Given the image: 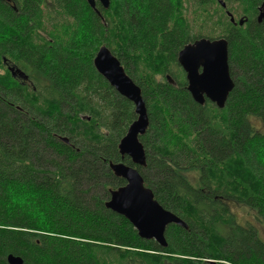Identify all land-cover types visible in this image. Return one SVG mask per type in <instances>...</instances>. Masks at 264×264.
Returning a JSON list of instances; mask_svg holds the SVG:
<instances>
[{
	"label": "trees",
	"instance_id": "16d2710c",
	"mask_svg": "<svg viewBox=\"0 0 264 264\" xmlns=\"http://www.w3.org/2000/svg\"><path fill=\"white\" fill-rule=\"evenodd\" d=\"M222 1L111 0L98 17L86 0H0V264H264V0ZM200 38L229 43L222 110L193 101L177 63ZM104 46L147 104L145 186L188 225L166 248L105 208L137 116L93 65Z\"/></svg>",
	"mask_w": 264,
	"mask_h": 264
},
{
	"label": "water",
	"instance_id": "95a60500",
	"mask_svg": "<svg viewBox=\"0 0 264 264\" xmlns=\"http://www.w3.org/2000/svg\"><path fill=\"white\" fill-rule=\"evenodd\" d=\"M86 1L98 17H101V13L97 8V3L105 10L111 6V0ZM219 4L223 9L227 8L224 1L219 0ZM226 14L235 24L234 16L228 11ZM257 21L258 23L264 22V2L258 7ZM239 25L243 26L244 21L240 20ZM177 61L185 73L187 90L193 101L200 106H204L208 101L218 109H224L235 88L229 66L228 41L224 38L199 39L186 45L179 52ZM93 65L98 74L119 95L134 105L137 116L118 146L122 159L128 157L135 167L123 163L110 164L114 176L123 179L126 184L110 191L105 208L128 220L141 239L154 241L161 248H166L167 229L172 225L188 229V225L155 200L153 192L145 186L144 179L138 170V168L147 166L146 152L140 137L147 133L150 125L147 104L142 90L126 74L121 62L107 47L99 49ZM10 71L13 75L15 74L13 68ZM20 76H22L21 73ZM169 81L172 82L170 79ZM7 263L23 264V259L9 255ZM206 264L218 263L207 261Z\"/></svg>",
	"mask_w": 264,
	"mask_h": 264
},
{
	"label": "rangeland",
	"instance_id": "374dc122",
	"mask_svg": "<svg viewBox=\"0 0 264 264\" xmlns=\"http://www.w3.org/2000/svg\"><path fill=\"white\" fill-rule=\"evenodd\" d=\"M1 66V65H0ZM5 74V71L3 70H0V76L4 75ZM194 178V175H189V180L191 181L192 184H196L195 183V180L193 179ZM232 211L233 213L237 216V220H238V223L240 225H243L247 223V221H251L252 223H254V219L252 218V214L249 213L248 210H246L245 208H240V207H234L232 206Z\"/></svg>",
	"mask_w": 264,
	"mask_h": 264
},
{
	"label": "flooded vegetation",
	"instance_id": "af4514ba",
	"mask_svg": "<svg viewBox=\"0 0 264 264\" xmlns=\"http://www.w3.org/2000/svg\"><path fill=\"white\" fill-rule=\"evenodd\" d=\"M200 39H203V38H200ZM198 40H199V39H198ZM195 41H197V40H195ZM195 41H194V42H195ZM194 42H192V43H194ZM11 68H12V67H11ZM11 68L9 67V69H11ZM18 76H19V75H18Z\"/></svg>",
	"mask_w": 264,
	"mask_h": 264
},
{
	"label": "bare ground",
	"instance_id": "6f19581e",
	"mask_svg": "<svg viewBox=\"0 0 264 264\" xmlns=\"http://www.w3.org/2000/svg\"><path fill=\"white\" fill-rule=\"evenodd\" d=\"M178 63V62H177ZM129 129V128H128ZM168 211V210H167ZM172 213V212H171Z\"/></svg>",
	"mask_w": 264,
	"mask_h": 264
}]
</instances>
